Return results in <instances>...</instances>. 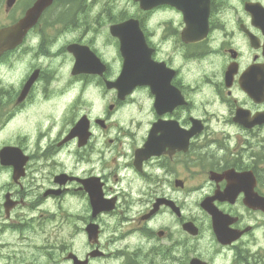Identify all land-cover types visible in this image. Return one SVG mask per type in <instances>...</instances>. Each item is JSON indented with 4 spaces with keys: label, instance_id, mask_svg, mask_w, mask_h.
<instances>
[{
    "label": "clouds",
    "instance_id": "9594fccd",
    "mask_svg": "<svg viewBox=\"0 0 264 264\" xmlns=\"http://www.w3.org/2000/svg\"><path fill=\"white\" fill-rule=\"evenodd\" d=\"M158 2L50 0L18 42L0 47V264H245L241 256L264 264V210L245 207L251 185L233 187L227 171L251 169L264 201V119H257L264 110L239 91L252 57L261 56L241 26L264 30L244 8L264 0H199L211 10L210 24L191 41L186 12L143 6ZM38 4L0 0V34L6 39ZM125 20L135 22L147 62L170 77L176 99L167 110L179 126L158 123L165 108L158 110L153 83L121 86L128 57L112 25ZM81 41L106 74L82 71L69 48ZM233 48L247 69L232 89L248 108L243 121L225 87L236 69L231 64L229 83ZM254 66L264 67V56ZM6 150H18L15 161L4 159ZM214 172L228 178L230 199L246 194L229 210L238 229L251 226L236 245L217 242L202 206L217 188Z\"/></svg>",
    "mask_w": 264,
    "mask_h": 264
},
{
    "label": "flooded vegetation",
    "instance_id": "af4514ba",
    "mask_svg": "<svg viewBox=\"0 0 264 264\" xmlns=\"http://www.w3.org/2000/svg\"><path fill=\"white\" fill-rule=\"evenodd\" d=\"M187 8L194 11L193 14H188V20L190 24V28L185 32V39L191 41L192 39H196L199 34L204 32L205 27L207 24H210V17H211V10L205 9L202 5H200L199 0H186L185 1ZM159 7H168L174 11H180L179 9L163 5ZM264 8V4H260L257 6L252 5H245L244 11L248 13L249 16L253 17V27L254 28H262L264 29V12H260L259 9ZM77 9L83 10L82 4H77ZM183 16V13L181 12ZM75 21L73 20L72 23ZM242 34L248 40V45L250 48L254 49L256 52H260L261 56H264V30H261L259 35L253 32L251 29H248L246 25L241 26ZM210 34V31H209ZM78 46H85L87 47L83 41L79 44H73ZM71 46V45H70ZM69 46V47H70ZM90 50V49H89ZM232 52H235V55H231ZM95 55V54H94ZM243 52L240 50L233 48L229 50V59H230V72H229V83H230V76L232 70H234L235 66H231V64L236 65L235 71L232 73L231 80L232 83L228 84L225 82V87L228 89L229 94L232 95L233 99L236 100L238 105V116L237 119L243 121L246 117V113L248 112V108L245 103H242L240 99H238L235 94L232 92L233 88H238V79L243 74V72L247 71L241 65V60L243 57ZM261 56H253V64H249L248 72L245 74V78H242V88H239V91L243 92L245 96L248 97L252 103L257 104L260 106L262 110H264V79L257 80V75L264 77V67L261 66H254L255 62H258L261 59ZM98 58V57H97ZM99 59V58H98ZM155 63V61H153ZM93 68H97L96 64H93ZM108 71L107 66H103V72L101 74H106ZM171 72L172 70L169 69ZM170 77H167L166 74L161 72L159 69H156L152 66L151 69V77L150 82L154 84V88H158L159 90V99H158V110H162L163 107L165 108L164 111L158 112V116L160 120L158 123L168 124L170 122L177 123L179 126V122L172 118V113L167 110V105L172 103L175 99V93L171 90L170 87L167 85V81ZM111 81V80H109ZM35 83V80H33ZM186 103V101H185ZM87 119V117H82ZM258 120L264 119V111L258 113ZM101 124L103 122H100ZM261 127H264V122H258ZM151 132V129L149 130ZM89 135L91 133L89 132ZM191 139V138H190ZM151 149L154 148V145L150 142ZM18 150H6L3 154L7 153V157L5 160L7 161H15L16 160V152ZM24 163L26 164L27 161L25 160ZM229 173H231V179L233 181V187H245L251 185L252 191L247 194V204L245 207H248L250 212H258L264 210V201H260L259 192L257 188L259 185L255 183L256 177L253 175L251 169L240 170L237 168H229L227 169ZM23 178V172L21 176L17 179ZM213 178V179H212ZM90 180H99V178L91 177ZM209 179L212 180L214 184L217 185V188L214 190V193L211 197H205L206 202L204 203V210L209 213L213 217V233L217 235V242L221 244L222 247H227L229 245H236L238 241L242 240L245 235L248 234V230L238 229L236 225L239 223L237 218L234 215L230 214V209L236 203V199H239L241 196H245L244 191H239L236 193V197L230 199L228 196V178L226 177L224 172H214L211 173ZM73 181L80 183V178L73 177ZM179 185L185 184V181L180 180L178 181ZM96 186L95 184H93ZM90 186V184H89ZM101 193H103V183L101 182L100 186ZM49 192L56 191L54 189H49ZM261 192H264V188H260ZM103 199H107L106 196H102ZM115 200V197L112 198ZM162 199V198H157ZM171 204V202H169ZM262 206V207H261ZM187 228L191 230V226L187 225ZM97 240L99 235V228L97 226ZM238 233V234H237ZM164 233L160 232L158 234V238H163ZM239 252V249H238ZM241 260L247 262L250 259H246L244 256H241ZM202 262V261H200ZM203 263V262H202Z\"/></svg>",
    "mask_w": 264,
    "mask_h": 264
},
{
    "label": "water",
    "instance_id": "95a60500",
    "mask_svg": "<svg viewBox=\"0 0 264 264\" xmlns=\"http://www.w3.org/2000/svg\"><path fill=\"white\" fill-rule=\"evenodd\" d=\"M162 4L164 3H169L171 5H175L177 6V0H159ZM155 2V0H154ZM50 5V0H40V4H38L37 6H34V9H30L28 11V15L27 18L23 21H21L20 25L17 26V28L11 30L8 34H7V38H4L3 34H0V47H11L14 43L18 42L19 37L23 34V30L29 25V27H31L35 22L36 19H38L39 12H42L44 9H46L48 6ZM143 6L145 7H152L153 4H144ZM32 23V24H31ZM116 29H114V34H120L122 35L121 31L122 30H127L129 31L128 36L133 37L134 40H136V26L135 25H127V26H118L115 27ZM130 31H134L131 32ZM123 36V35H122ZM123 44H125V40L123 39ZM128 61L126 64V68H125V73H124V77H135L136 74L138 73V71L141 69L140 67L136 66V56H134L133 54H129L128 56ZM91 71H96V70H91ZM90 191H95L93 189H89ZM97 206L98 207H103V200H99L97 201Z\"/></svg>",
    "mask_w": 264,
    "mask_h": 264
},
{
    "label": "rangeland",
    "instance_id": "374dc122",
    "mask_svg": "<svg viewBox=\"0 0 264 264\" xmlns=\"http://www.w3.org/2000/svg\"><path fill=\"white\" fill-rule=\"evenodd\" d=\"M74 7L77 8V4H74ZM71 20V18H70ZM103 253V252H102ZM104 254V253H103ZM245 264H251V260H248L247 262H245Z\"/></svg>",
    "mask_w": 264,
    "mask_h": 264
}]
</instances>
